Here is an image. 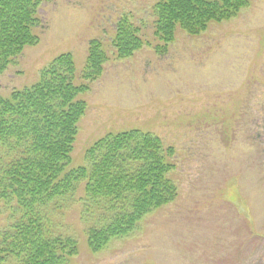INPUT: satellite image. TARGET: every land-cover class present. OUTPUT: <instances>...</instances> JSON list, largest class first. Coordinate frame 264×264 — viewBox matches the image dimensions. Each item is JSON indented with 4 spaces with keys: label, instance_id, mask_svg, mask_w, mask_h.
<instances>
[{
    "label": "rangeland",
    "instance_id": "obj_1",
    "mask_svg": "<svg viewBox=\"0 0 264 264\" xmlns=\"http://www.w3.org/2000/svg\"><path fill=\"white\" fill-rule=\"evenodd\" d=\"M153 2L42 0L38 42L0 73L7 96L34 84L63 53L73 55L79 72L90 41L100 39L108 59L83 95L88 108L68 169L91 164L87 153L96 142L132 128L175 148L169 176L179 187L176 199L128 235L90 248L85 232L111 215L79 201L84 183L78 195L52 204L47 224L78 242L66 264H264V0H250L201 36L179 29L164 55L147 23ZM124 14L142 19L152 44L117 58L113 38ZM11 158L0 154V174ZM14 206L0 199V232L19 218Z\"/></svg>",
    "mask_w": 264,
    "mask_h": 264
},
{
    "label": "trees",
    "instance_id": "obj_2",
    "mask_svg": "<svg viewBox=\"0 0 264 264\" xmlns=\"http://www.w3.org/2000/svg\"><path fill=\"white\" fill-rule=\"evenodd\" d=\"M41 2L0 0V73L26 46L38 42ZM249 4L250 0H155L152 19L147 21L158 39L154 48L164 55L179 29L188 36H201L212 22L235 17ZM143 25L138 17L133 21L122 15L113 38L117 58L152 44ZM105 47L100 39H92L79 72L73 55L63 53L34 84L0 94V154L12 157L1 168L0 199L14 200L21 211L16 222L0 232V264H66L76 255L77 240L55 234L46 214L59 199L78 195L81 183L79 201L111 215L103 226L84 231L95 251L114 237L128 235L146 214L178 195L179 187L169 176L176 166L170 160L175 148L150 131L132 128L112 133L89 149L91 164L68 169L79 122L88 108L83 95L103 73Z\"/></svg>",
    "mask_w": 264,
    "mask_h": 264
}]
</instances>
